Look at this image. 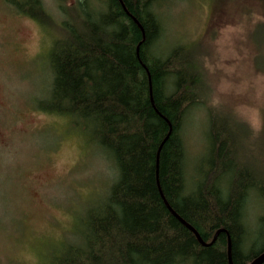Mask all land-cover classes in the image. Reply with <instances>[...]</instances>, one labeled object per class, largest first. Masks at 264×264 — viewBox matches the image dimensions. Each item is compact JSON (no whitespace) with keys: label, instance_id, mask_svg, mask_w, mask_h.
<instances>
[{"label":"trees","instance_id":"16d2710c","mask_svg":"<svg viewBox=\"0 0 264 264\" xmlns=\"http://www.w3.org/2000/svg\"><path fill=\"white\" fill-rule=\"evenodd\" d=\"M97 1L101 11L89 3L79 12L69 7L71 18L59 26L48 56L51 84L39 106L89 123L116 177L86 210L81 239L68 243L53 264H229L228 236L232 264H249L264 245L245 250L246 205L251 195L264 204V179L243 144L248 130L209 108L206 165L189 184L181 131L206 98L193 50L180 45L154 54L162 32L155 6L166 0ZM4 2L52 26L42 0ZM252 36L263 68L264 20ZM164 200L206 243L224 231L202 246ZM258 222L264 237V214Z\"/></svg>","mask_w":264,"mask_h":264},{"label":"rangeland","instance_id":"374dc122","mask_svg":"<svg viewBox=\"0 0 264 264\" xmlns=\"http://www.w3.org/2000/svg\"><path fill=\"white\" fill-rule=\"evenodd\" d=\"M78 1L42 0L53 21L48 26L0 0V264H53L68 243L81 239L86 210L116 177L89 123L39 106L51 84L48 56L59 26L71 18L69 7L102 10L97 0ZM155 12L162 32L154 54L183 45L205 78V102L186 116L181 131L189 184L206 165L209 108L248 130L243 144L264 179V66L257 67L261 49L252 36L264 20L261 0H166ZM263 214V202L251 195L245 250L264 245Z\"/></svg>","mask_w":264,"mask_h":264},{"label":"water","instance_id":"95a60500","mask_svg":"<svg viewBox=\"0 0 264 264\" xmlns=\"http://www.w3.org/2000/svg\"><path fill=\"white\" fill-rule=\"evenodd\" d=\"M165 205L167 207V209L170 211V213L181 223L183 224L189 231H191L195 237L197 238L198 242L202 245V246H208L209 244H211L217 237V235L224 231L223 229H219L215 232L213 239L210 243H206L200 236V234L190 225L188 224L185 220H183L171 207L170 205L164 200ZM227 254H228V261L229 264H232V260H231V240L230 237L228 236V241H227ZM264 263V250L261 251L260 253H258L250 262L249 264H263Z\"/></svg>","mask_w":264,"mask_h":264}]
</instances>
